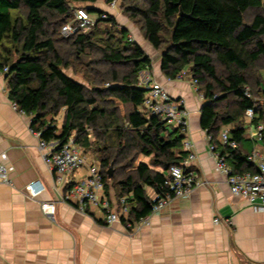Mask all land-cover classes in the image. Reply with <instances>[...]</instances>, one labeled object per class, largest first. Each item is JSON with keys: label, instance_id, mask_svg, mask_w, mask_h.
<instances>
[{"label": "trees", "instance_id": "obj_1", "mask_svg": "<svg viewBox=\"0 0 264 264\" xmlns=\"http://www.w3.org/2000/svg\"><path fill=\"white\" fill-rule=\"evenodd\" d=\"M95 1L0 0V70L7 67L8 98L31 116L30 127L40 139L63 144L74 132L75 143L93 152L104 177L112 167L111 186L118 198L127 196L129 216L138 219L152 206L145 188L162 192L166 171L185 158L184 134L140 110L146 89L139 75L151 71L152 60L128 39L125 26L117 29L113 17L101 18L103 12L81 6L97 12L95 23L87 32L61 34L62 25L74 21L72 2ZM124 12L160 51L167 79L188 69L197 81L204 100L200 127L226 163L234 172L254 171L247 156L219 143L218 134L233 125L231 138L240 142L248 108L253 109L252 124L264 122V65L259 64L264 60V0H130ZM89 50L99 56L85 64ZM101 63L107 67L100 68ZM118 65L126 67L119 70ZM67 68L81 73L83 81L65 73ZM62 108L58 129L55 116ZM140 155L149 161L136 163Z\"/></svg>", "mask_w": 264, "mask_h": 264}, {"label": "crops", "instance_id": "obj_2", "mask_svg": "<svg viewBox=\"0 0 264 264\" xmlns=\"http://www.w3.org/2000/svg\"><path fill=\"white\" fill-rule=\"evenodd\" d=\"M186 71L182 79H167L159 64L144 71V80L161 83L173 98L184 101L189 124L183 134L191 146L183 149L182 162L194 173L196 185L187 199L173 200L137 233L123 219L106 224L98 209L84 214L73 200L61 201L64 191L54 186L39 137L31 131V116L13 108L5 78L0 77V150L13 169V185L0 183V264H264V211L232 195L224 174L215 170L207 133L199 124L204 100H199ZM260 74L264 82V70ZM242 122L245 132L236 149L247 156L257 146L264 154L262 140L254 139L257 124L246 116ZM259 123L264 129V122ZM222 129L230 133L233 125ZM80 150L86 163L74 173L75 179L96 158L92 151ZM188 152L193 160H186ZM35 180L44 189L33 198L23 188ZM145 189L149 196L155 193ZM105 194L118 199L114 185H107ZM46 201L54 202L50 214L41 207Z\"/></svg>", "mask_w": 264, "mask_h": 264}, {"label": "built area", "instance_id": "obj_3", "mask_svg": "<svg viewBox=\"0 0 264 264\" xmlns=\"http://www.w3.org/2000/svg\"><path fill=\"white\" fill-rule=\"evenodd\" d=\"M101 18H107L105 13ZM97 19V18H96ZM96 19L91 18L84 7H75L73 11V22L62 25L60 32L64 37L72 35L78 31L87 32L95 23ZM128 39L133 38L128 35ZM7 71V67L0 70V77ZM188 74L186 70L180 72L176 79H182ZM192 84L198 93L199 100H203V95L197 89V81L192 79ZM140 84L146 89V94L140 110L146 117L155 116L166 122L168 125L181 128L185 132L188 127V111L181 98H173L166 88L156 81L140 80ZM108 85V83H105ZM247 97L250 96L248 89L245 91ZM264 100V99H263ZM13 108H17L12 103ZM248 119L253 117V109L245 111ZM255 141L262 140L263 125H254ZM31 131L39 137L38 147L41 150L42 158L53 173L55 188H62L64 194L61 201L75 202L76 209L84 214H88L91 208L100 211L102 219L106 224L123 219L125 225L133 233H137L150 225L151 217L158 215L168 207L175 199H187L196 185V178L186 162L172 164L166 171L165 189L160 193H153L150 196L152 206L148 214L138 219L129 218L130 207L127 196H121L117 200H111L105 194V187L111 184L110 176L101 171L100 162L93 161L86 167V172L78 179L73 177L74 173L82 168L85 157L82 155L80 147L75 143V133L72 132L69 138L59 144L57 141L46 142L40 139V133ZM209 150L214 157V168L225 176V181L232 195L243 198L246 204L255 211H264V154L259 147H254L247 155V161L255 166L254 171L234 172L226 163L225 156L222 155L212 143V138L207 134ZM219 143L234 150L237 148L236 140L232 139L229 129H222L218 134ZM258 144V143H257ZM191 142L183 139L182 149L188 151ZM186 160L194 159V154L188 152ZM12 166L7 161L5 152L0 150V183L13 185L11 177ZM40 181L35 180L26 184L24 192L30 197H37L43 192ZM54 206L53 201L41 202V207L46 214H50V209ZM217 222V219H214Z\"/></svg>", "mask_w": 264, "mask_h": 264}, {"label": "rangeland", "instance_id": "obj_4", "mask_svg": "<svg viewBox=\"0 0 264 264\" xmlns=\"http://www.w3.org/2000/svg\"><path fill=\"white\" fill-rule=\"evenodd\" d=\"M130 0H114L112 3H108L106 0H96L95 2L91 3V2H72L71 5L74 7H94L97 10H99L100 12L105 13L108 17L111 16L115 19L116 21V28H120L122 26H125V28L128 29V31H130L128 33V35H130L132 38L134 37L135 42L137 44L140 45V47L142 48V50L151 58L152 60V67L154 66V68H157V66L160 63V51L159 50H155L151 44L143 37L142 31L139 28V25L130 21L126 15V13L124 12V8L125 6L129 3ZM131 3H133V1H131ZM253 12H255V10H249V12L246 14V19H250V17L252 16ZM89 15L91 18L96 19L98 16L97 12H89ZM104 24H108V23H103L102 26H108V25H104ZM133 39V41H134ZM88 57L84 56L83 62L86 64L87 61H92L96 58H98V53L96 51H88ZM259 64L264 65V60H261ZM102 66L104 68H106L107 66L103 63L100 64V68H102ZM126 67V66H125ZM123 66H115V68L121 70L123 68H125ZM65 73H67L70 76L75 77V79L79 80V81H83L82 79V74L80 73H74L73 70H71L70 68L64 69ZM147 73L145 72H141L139 75V79L140 80H144L145 75ZM85 82V81H84ZM119 111L121 113L126 112L127 107L125 105L119 104ZM64 115H65V109H61L59 111V113L55 116L56 117V125L58 127V129L62 126L63 124V120H64ZM94 159V158H93ZM96 160V158L94 159ZM93 160V161H94ZM140 160L143 161H149V158L144 157L143 155H140L137 159H136V163Z\"/></svg>", "mask_w": 264, "mask_h": 264}, {"label": "water", "instance_id": "obj_5", "mask_svg": "<svg viewBox=\"0 0 264 264\" xmlns=\"http://www.w3.org/2000/svg\"><path fill=\"white\" fill-rule=\"evenodd\" d=\"M180 15H183V13L180 11ZM113 169L111 166H109L108 170H107V174L108 176L112 175Z\"/></svg>", "mask_w": 264, "mask_h": 264}]
</instances>
